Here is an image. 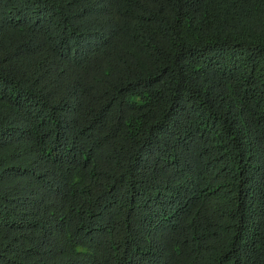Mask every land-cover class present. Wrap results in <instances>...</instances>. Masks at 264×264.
<instances>
[{"label":"trees","instance_id":"1","mask_svg":"<svg viewBox=\"0 0 264 264\" xmlns=\"http://www.w3.org/2000/svg\"><path fill=\"white\" fill-rule=\"evenodd\" d=\"M0 264H264V0H0Z\"/></svg>","mask_w":264,"mask_h":264}]
</instances>
